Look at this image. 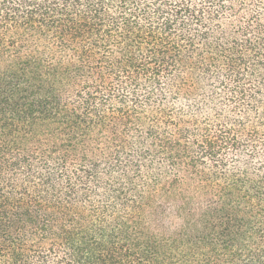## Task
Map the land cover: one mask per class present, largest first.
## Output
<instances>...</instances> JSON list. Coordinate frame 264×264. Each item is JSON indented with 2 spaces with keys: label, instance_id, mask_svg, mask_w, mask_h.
Masks as SVG:
<instances>
[{
  "label": "trees",
  "instance_id": "trees-1",
  "mask_svg": "<svg viewBox=\"0 0 264 264\" xmlns=\"http://www.w3.org/2000/svg\"><path fill=\"white\" fill-rule=\"evenodd\" d=\"M84 4L82 15L63 17L69 7ZM202 13L191 0L1 4L0 32L11 27L53 38L75 56L88 57V124L117 122L121 133L107 157L88 151L75 160L56 143L28 150L12 146L9 132L0 134V264H144L160 252L140 227L151 206L147 196L160 180V175H152L155 165L165 161L171 169L202 180L207 175L197 167L209 162L225 168L229 153L242 156L234 160L235 172L229 177L216 170L212 175L220 182L208 185L227 202H243L249 214H262L263 222L250 247L239 229V211L230 207L222 212L214 229L221 256L233 258L235 264H264V36L255 45L249 43L251 56L239 53L226 64V77L234 79L221 85V95L214 92L218 99L213 116L219 120L215 131L204 125L189 139L168 94L186 95L183 72L200 70L214 79L219 71L216 60L196 49L193 26L202 29L203 42L211 39ZM124 41L134 43L136 50L144 45L146 53L106 59ZM9 43L17 49L15 41ZM95 48L103 53L97 59ZM259 71L256 91L250 79ZM114 99L118 109L109 106ZM96 103L106 108V115L94 109ZM0 121L5 124L1 116ZM206 208L207 217L217 213L213 201Z\"/></svg>",
  "mask_w": 264,
  "mask_h": 264
},
{
  "label": "rangeland",
  "instance_id": "rangeland-1",
  "mask_svg": "<svg viewBox=\"0 0 264 264\" xmlns=\"http://www.w3.org/2000/svg\"><path fill=\"white\" fill-rule=\"evenodd\" d=\"M7 1L0 0V6ZM191 3L202 9V24L211 34V39L203 42L202 29L193 26L197 29L196 49L216 60L219 71L214 79L207 78L200 70L183 72L180 77L187 79L186 95L168 94L174 114L180 113L179 117L185 121L191 134L187 136L189 139L196 137L204 125L212 128L211 132L215 131V125L219 124L213 116V109L217 107L214 99H218L214 98L215 93L221 95V85L234 79L226 77V64L239 53L251 56L249 43L255 45L264 36V0H218L214 4L191 0ZM84 7L85 4L77 9L69 7L63 17L82 15ZM18 36L22 41L16 40ZM0 37L4 47V51H0V116L5 123L0 121V134L9 132L12 146L28 150L56 143L67 150L73 160L80 153L88 155V151L99 158L107 157L119 144L121 126L110 121L105 126L95 122L88 124V57L75 56L59 44L55 45L53 38L16 32L11 27L7 32H0ZM9 40L15 41L17 49ZM133 44L124 41L115 45L106 59L118 58L119 53L127 56L146 53L144 45L136 50ZM92 52L94 59L103 54L98 48ZM257 73L250 79L256 91L262 76L261 71ZM125 105L132 107L130 103ZM109 106L118 109L120 104L114 99ZM195 107L199 111H195ZM94 109L107 114L106 108L97 103ZM192 122L204 123L188 125ZM240 157L227 154L225 168L213 167L209 162L198 166L197 169L207 175L202 180L183 169H171L165 161L163 165H155L152 175H160V180L147 196L151 206L146 209L140 227L143 237L152 239L160 252L144 264H235L233 258L221 256L222 248L214 230L218 227L219 215L230 207L239 211L243 221L239 229L246 234L247 245L256 241L263 215L249 214L245 204L236 198L229 197L233 202H227L217 188L210 186L220 182L212 175L216 170L231 177L237 166L234 160ZM210 201L215 204L217 213L207 217L206 207Z\"/></svg>",
  "mask_w": 264,
  "mask_h": 264
}]
</instances>
